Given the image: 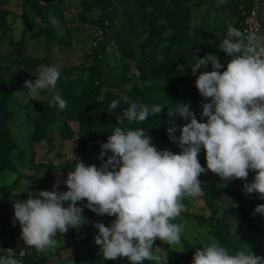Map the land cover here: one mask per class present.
Instances as JSON below:
<instances>
[{
    "label": "rangeland",
    "instance_id": "1",
    "mask_svg": "<svg viewBox=\"0 0 264 264\" xmlns=\"http://www.w3.org/2000/svg\"><path fill=\"white\" fill-rule=\"evenodd\" d=\"M135 4L136 0H0V82L6 88L3 95L0 91V104L1 97L6 96L0 107V135L7 136L8 163L11 165L0 171V187L11 186L7 211L13 217V202L28 198V185L32 190H51L55 180H64L73 170L72 153L82 158L81 134L73 116L80 115L86 108L91 88L100 87L96 99L102 103L99 106L103 110V100L110 95L105 102L119 100L116 110L121 113L132 102L130 93L135 86L140 90L154 84L157 91L164 92L165 98L159 101L166 106L160 116L149 117L142 125L153 137L166 127L170 103L188 102L200 119L203 98L198 90L191 99L184 98L179 91L187 86L194 87L196 79L193 78L201 71L211 70L209 63L193 74L190 63H195L196 56L213 53L226 66L230 57L218 45L229 24L240 29L243 12L253 11L251 31L258 38L264 37V0H224L223 3L219 0H182L180 4L187 6L188 11L185 22L179 20L181 14L173 10L171 0H143L138 8H134ZM127 9L133 12L127 15L124 12ZM50 15L59 19V27L49 22ZM148 20L150 26L147 27ZM150 29L158 39V46L151 56L152 69L141 60L143 41ZM44 65H57L61 69L55 88L39 93L26 92L23 82L26 79L34 81L35 73ZM173 69H180L181 73L173 72L169 76ZM57 93L67 101L63 110L51 104ZM3 108L5 112L1 115ZM184 122L179 117L176 119L178 126ZM99 124L104 126L107 122L102 118ZM136 124L125 120L122 124L112 125L113 128H135ZM42 133L45 137L39 138ZM152 143L158 148L164 147L155 139ZM174 144L167 142L168 146ZM200 160L206 167L205 160ZM254 174V170H249V182ZM225 182L230 192L218 191V202L227 210L225 221L234 236L243 238L242 248L246 246L264 257V215L249 213L256 223L253 229L245 222L238 204L239 197L250 200L255 206L264 200L258 199L255 192L245 193L240 178ZM60 190H67L66 185L61 183ZM1 196L0 191V200ZM183 202L186 210L176 221L185 226L181 243L174 249L169 245L167 249L163 248L159 239L153 243L154 251L165 257L166 264H177L170 260L168 253L173 250L183 254V238L201 245L217 241L209 232L208 222H199L198 217L209 214L203 189L199 197H187ZM77 203L82 205L84 201ZM85 209L83 215L87 226L92 213ZM102 222L108 226L111 221L105 216ZM85 232L84 229L76 230L74 237L80 238ZM55 238L59 241L55 250L41 252L33 248L29 255L42 258L44 264H76L77 261L78 264H89L88 260L93 258L107 264H129L127 257L105 259L93 242L74 244L62 235ZM25 247L27 245L21 240H0V254L17 258L18 250ZM184 255L182 264H186L185 259L189 257ZM143 264L154 262L145 260Z\"/></svg>",
    "mask_w": 264,
    "mask_h": 264
},
{
    "label": "clouds",
    "instance_id": "2",
    "mask_svg": "<svg viewBox=\"0 0 264 264\" xmlns=\"http://www.w3.org/2000/svg\"><path fill=\"white\" fill-rule=\"evenodd\" d=\"M49 22L60 25L54 15L49 16ZM218 48L230 57L226 66L213 53L195 55V63H190L193 74L211 64V70L201 71L195 80L203 98L200 119L188 102L167 105L166 132L179 152L158 148L145 127L117 126L100 144L99 166L72 153L73 170L64 180H55L51 190H32L28 185V198L13 202L20 236L27 245L21 248L20 257L33 248L55 250L57 233L64 235L69 227L80 229L87 222L83 215L87 208L97 215L114 217L108 226L94 222L98 229L94 242L105 259L127 257L129 264H143L145 260L166 264L165 257L154 251L153 243L159 239L173 249L181 243L185 226L176 221L186 210L183 201L201 195L198 177L207 170L223 181L242 179L245 193L255 192L264 200V37L258 38L254 32L245 34L229 24ZM60 74L57 65L42 66L34 81L23 82L26 92L55 88ZM51 104L61 110L67 107L59 93ZM119 105V100H112L109 111L114 113ZM165 106L133 101L116 114V119L119 124L125 120L141 124ZM178 117L185 121L179 126ZM201 149L206 167L198 159ZM249 170L255 172L251 182L247 180ZM61 183L67 190H60ZM253 211L264 215V203ZM0 264L21 261L0 254ZM191 264H264V257L246 246L230 251L211 240L196 249Z\"/></svg>",
    "mask_w": 264,
    "mask_h": 264
},
{
    "label": "trees",
    "instance_id": "3",
    "mask_svg": "<svg viewBox=\"0 0 264 264\" xmlns=\"http://www.w3.org/2000/svg\"><path fill=\"white\" fill-rule=\"evenodd\" d=\"M182 0H171V3H173L171 6L173 7V10L177 11V14H181L179 17V20L182 22L187 21V6H183L181 3ZM143 2V0H136V6L134 8H138L140 4ZM100 3V1H98ZM125 13L129 15V12H133L132 10H125ZM149 25V20L147 22V27ZM237 27V26H236ZM149 29V28H148ZM149 35L144 38V44L141 48V60L143 61V64L149 68H153V64L151 62V56L153 55L156 46H158V39L157 36L153 35V32L150 31L148 32ZM153 35V37H152ZM119 44H121V41L117 40ZM173 72L181 73L180 69H173L172 72L169 73V76L173 75ZM168 76V77H169ZM99 78L97 76L96 80ZM196 79V78H193ZM13 83H18V81H13ZM156 86L153 84L147 85L146 87L144 86L140 90L136 89V86L134 90L130 93L131 94V99L132 102H138V103H160L159 100L164 99L165 95L164 92H159L156 89ZM197 87L192 86V87H185L179 91V94L184 95L183 97L187 99H191L194 97L197 93ZM0 91H2V95L6 92L5 86L0 82ZM100 94V87L95 86L94 88H91L88 93V99L86 103V108L80 115H74L73 119L77 121L78 126H79V132L81 134V147H82V155H81V160L85 161L86 163L90 164H96L97 166L100 165L101 161L98 159L99 154H100V144L101 142L106 141L108 135L110 134L111 131L114 130L112 124H119V121L116 119V114H119L120 112L118 110H115V112H110L108 108V102L106 101V97L108 98L110 95H107L104 100V108L105 110L102 109V106H99V104H102L96 97ZM105 96V95H104ZM6 100V96L1 97V104L0 107H3V103ZM164 110V108L162 109ZM1 115H4L5 108L1 110ZM160 116L157 114L155 117ZM2 117V116H1ZM102 118L107 122V125L101 126L99 123L101 122ZM115 120H117L115 122ZM114 122V123H113ZM145 122V121H144ZM142 122L141 124L137 123L135 127H139L143 125ZM162 129L161 131H158L154 134L152 139H155L157 143L163 144L164 147L162 148H168L169 150L173 152H179L180 149L178 145L175 143L172 146H168L167 142L170 141L168 138V134L166 132V128ZM73 131H71L72 133ZM45 137V133L41 134L39 138ZM8 142H7V136L6 135H0V171L3 169L10 168L11 165H9V150H8ZM201 155V157H200ZM106 158V157H105ZM200 158L202 160H205V153L203 149H201V152L198 154V159L199 162H201ZM75 165V164H74ZM74 167V166H73ZM202 182H201V187L203 189V195H204V201L206 203V206L209 209V214L204 217H198L199 222L201 223L202 221L208 222L209 224V232L210 234L215 237V239L227 247L230 251H235L239 250L243 246V238L241 237H236L234 236L233 232L230 230L229 225L224 219V212L227 211L226 207L223 206L218 202V191L222 190L225 192H230L227 183L222 180L221 177L218 175L214 174L211 172V170H208L206 173H201L200 176L198 177ZM11 189V186H4L0 187V191L2 193L1 200H0V240H6V239H15V240H22L20 236V226L19 222L10 215L7 211V206H8V196H9V190ZM237 195V194H236ZM239 206L241 207L244 215L243 218L245 222L249 223L251 228H256V223L250 218L249 213L253 212L254 213V208L255 205L248 199H242V197H239ZM87 210V209H85ZM92 213V218L91 222L89 225L81 226L80 229L78 230H85V234L80 237V238H75L74 233L76 229H73L69 227L68 231L63 235L60 233H57V236L62 235L64 239L67 242H73L74 244H89L91 242H94V236L98 234V229L94 227V222L96 221H103V217L107 216L105 215H97L91 210H89ZM223 211V212H222ZM84 213V212H83ZM222 213V214H221ZM259 214V213H257ZM260 215V214H259ZM109 217V216H108ZM110 221L114 219V217H109ZM183 245H184V252L183 254H180L173 251L169 250V257L172 262H175L177 264H182L181 258L182 255L188 257V259H185L186 264H191V261L193 259V253L196 251L197 248L202 247L201 244H192L190 242H187L186 240H182ZM161 246L163 248H168V244L160 241ZM254 254L258 255L257 252L252 251ZM23 262L24 264H44V260L42 258H37V257H31L29 254H26L23 257ZM89 264H107L106 262H99L97 259H89L88 260ZM78 264V261L76 262Z\"/></svg>",
    "mask_w": 264,
    "mask_h": 264
},
{
    "label": "built area",
    "instance_id": "4",
    "mask_svg": "<svg viewBox=\"0 0 264 264\" xmlns=\"http://www.w3.org/2000/svg\"><path fill=\"white\" fill-rule=\"evenodd\" d=\"M243 15H244V20H243V23H242V26L240 27V30L243 31L245 34L249 33V32H252L251 29H252V24L251 23V20H252V17L255 16L254 15V12H250L248 14H246L245 12H243ZM21 250V249H20ZM20 250H18V253H17V259H19L21 261V264H24L23 262V257H20L19 256V252Z\"/></svg>",
    "mask_w": 264,
    "mask_h": 264
}]
</instances>
